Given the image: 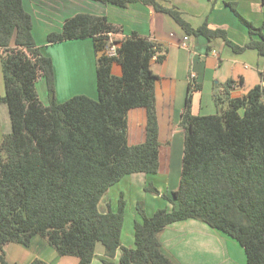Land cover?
I'll list each match as a JSON object with an SVG mask.
<instances>
[{
    "label": "trees",
    "instance_id": "trees-1",
    "mask_svg": "<svg viewBox=\"0 0 264 264\" xmlns=\"http://www.w3.org/2000/svg\"><path fill=\"white\" fill-rule=\"evenodd\" d=\"M126 8L141 2L169 15L186 36L224 40L235 53L256 50L264 56V19L255 27L228 4L247 27L252 39L239 46L222 29L207 21L192 28L176 8L160 0H91ZM264 6V0H262ZM116 29L107 17L89 13L65 19L61 32L50 33L49 45L92 39L96 60L98 99L77 95L63 103L56 98L53 61L42 54L33 35V18L24 0H0V50L11 132L0 145V264L10 243L29 247L40 237L61 257L91 264L101 244L103 264H176L163 249L159 235L167 225L194 219L239 243L247 264H264V86L243 97H232L243 80H229L216 107L220 114L194 115V89L189 87L181 125L185 130L179 186L165 197L173 205L149 216L139 204L134 223V248L123 247L121 235L127 203L107 213L100 202L111 187L132 173L160 171L159 123L156 109L154 60L162 62V46L134 33L118 44L117 55H107ZM122 75L113 74V65ZM45 79L49 103L43 105L37 82ZM197 89V87H196ZM146 110V140L128 144V114ZM147 193L160 195L150 184ZM31 264H48L36 259Z\"/></svg>",
    "mask_w": 264,
    "mask_h": 264
},
{
    "label": "crops",
    "instance_id": "crops-1",
    "mask_svg": "<svg viewBox=\"0 0 264 264\" xmlns=\"http://www.w3.org/2000/svg\"><path fill=\"white\" fill-rule=\"evenodd\" d=\"M160 2L166 7L176 8L192 28H199L207 21L208 28L225 30L228 38L242 47L252 39L257 40L258 37L250 36L247 27L228 4H234L240 16L255 27H260L264 19L262 0H160ZM24 7L33 18L36 44L40 46L42 54L44 55L45 49L47 52L45 56L53 61L56 98L59 103L77 95L98 99L97 56L93 40H71L53 45L47 42L50 33L62 31L65 19L82 13L105 16L116 29L115 33L109 36L111 41L120 44L125 38L137 33L162 46L160 54L164 56V60L162 62L154 60L151 67L158 76L155 92L161 167L156 176L163 173V188L166 189L167 196L169 192L178 188L180 182V178L178 180L177 177L174 181L171 180L174 171L172 161L175 156L179 161L184 155L185 130L181 125V116L185 110L190 83L194 82L191 104L194 115L212 114L208 112H212L215 99L223 97L224 86L229 80L235 82L243 80V86H236L231 91L232 97H243L254 87L264 85L262 73L264 56H260L256 50L235 53L221 39L218 47H212L211 42L205 37L186 36L169 15L158 13L153 7L141 2L121 8L91 0H24ZM1 56L0 50V98H3L5 83ZM120 71L122 75L121 66L114 64L113 74L121 76ZM131 113L136 114L138 118L136 126L142 131L137 134L138 142L140 138L145 142L146 110L136 108L129 112ZM10 132L9 109L0 101V145L4 136ZM146 183L140 185L144 191ZM152 184L159 192L165 194L161 189L162 185L153 182ZM106 197L107 195L100 202V211L107 213L109 208L115 211L119 200L114 203ZM157 198L160 199L159 196ZM159 209L162 208L156 206L152 212L155 213ZM137 220L139 215L135 221ZM132 235L134 236L133 231ZM123 237L124 230L121 235L123 247H135L134 238L131 237L128 243H124ZM159 239L164 253L176 264H247L245 251L237 241L194 219L170 223L159 235ZM18 252L24 253L23 256L16 255ZM95 253L91 264H103L102 259L106 255L101 244L96 246ZM121 253L122 251L118 250L113 258L115 264L119 263ZM4 254L9 264H31L36 259L48 264H78L76 257L59 256L55 249L40 237H34L29 247L10 243L4 247Z\"/></svg>",
    "mask_w": 264,
    "mask_h": 264
},
{
    "label": "rangeland",
    "instance_id": "rangeland-1",
    "mask_svg": "<svg viewBox=\"0 0 264 264\" xmlns=\"http://www.w3.org/2000/svg\"><path fill=\"white\" fill-rule=\"evenodd\" d=\"M39 39V37H38ZM221 38H217L211 41V46L212 47H218V45L220 44L219 42H221ZM40 41V39H39ZM38 46V45H37ZM40 47V46H38ZM43 53L44 55H46V50L43 49ZM120 75H121V71H120ZM37 88V92L39 95V99L44 102V103H49L48 100V94H47V86H46V81L43 78H40L38 80V83L36 85ZM215 106H216V102ZM212 109V112H208V113H212V114H220L223 110H226L228 108V103H222L220 104V109L215 107ZM138 118L136 116V114H128V144L129 146L135 147L137 145H143L144 144V140L143 138H140V142L139 139L137 138V134H140L141 128L139 129L136 126V122H137ZM185 132V131H184ZM183 138V137H182ZM184 140H185V133H184V138H183V144H184ZM138 142V143H136ZM182 159H179L178 161V157L175 156L174 160L172 161V165H173V176L171 178V180H175L174 178L177 177V179L179 180L180 176H181V167H182ZM163 173L159 176L156 175H147L144 173H132L131 175L125 177V179H123L122 181L118 182L116 185H114L113 187L110 188V190L108 191V193H106L105 195H107L106 198H108L109 200H111L112 202L116 203V201H118L121 197V195L123 194L124 200L127 203V208H126V220H125V224H124V237H123V242L124 243H128V240L134 238V236L132 235V231H134V223H135V219L138 216L137 210H136V205L139 204L141 205L147 212L148 214H153L154 212H152V209L154 207L157 206V208H167V209H171L173 207L172 204H170L167 200H166V196H167V192L166 189H164V182H163ZM156 183L157 185H162V188L165 191V194L160 192V195L155 196L153 193H146L143 188L140 186L141 184L146 183V187H150V184ZM154 185V184H152ZM155 186V185H154ZM174 191V190H173ZM172 191V192H173ZM171 192V193H172ZM171 193L169 192V196L167 197H171ZM160 197V199H158L157 197ZM104 202V201H103ZM103 202L101 205V209L104 208L103 206ZM100 209V207H99ZM198 221V220H197ZM201 222V221H200ZM203 223V222H202ZM27 251H24V253ZM20 254V252L16 253V255H19L20 257L23 256V254Z\"/></svg>",
    "mask_w": 264,
    "mask_h": 264
},
{
    "label": "built area",
    "instance_id": "built-area-1",
    "mask_svg": "<svg viewBox=\"0 0 264 264\" xmlns=\"http://www.w3.org/2000/svg\"><path fill=\"white\" fill-rule=\"evenodd\" d=\"M112 34H109V36H111ZM118 44L115 42V41H111L109 42V47H108V50H107V55L110 56V57H114L117 55V49H118ZM263 75H264V69L262 71ZM193 77V76H192ZM191 87L194 88V82H191ZM264 86V85H263Z\"/></svg>",
    "mask_w": 264,
    "mask_h": 264
}]
</instances>
